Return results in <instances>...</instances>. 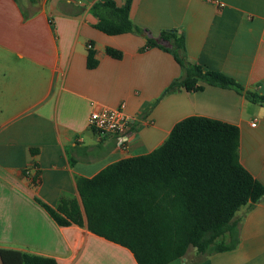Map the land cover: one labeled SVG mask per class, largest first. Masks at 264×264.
I'll return each mask as SVG.
<instances>
[{
  "label": "crops",
  "instance_id": "crops-1",
  "mask_svg": "<svg viewBox=\"0 0 264 264\" xmlns=\"http://www.w3.org/2000/svg\"><path fill=\"white\" fill-rule=\"evenodd\" d=\"M102 1L0 0V249L59 264H137L128 249L91 233L85 217L82 227H60L40 203L56 208L77 201L83 208L78 179L150 154L189 117L237 126L240 162L264 185V104L247 97L264 96V0L131 4L135 25L154 38L177 30L185 36L188 64L234 79L243 94L209 85L165 94L182 67L169 52L145 50L147 33L109 36L96 29L91 9ZM114 1L123 6L127 0ZM89 45L98 61L92 70ZM108 47L122 59L108 56ZM122 104L132 119L126 151L114 135L89 126L95 109ZM28 168L33 178L39 173L37 185ZM234 220L240 232L235 250L199 261L190 249L170 264H264V196Z\"/></svg>",
  "mask_w": 264,
  "mask_h": 264
},
{
  "label": "trees",
  "instance_id": "trees-1",
  "mask_svg": "<svg viewBox=\"0 0 264 264\" xmlns=\"http://www.w3.org/2000/svg\"><path fill=\"white\" fill-rule=\"evenodd\" d=\"M132 0L118 6L114 0L93 5L96 29L109 36L145 34L130 17ZM146 49L171 53L183 69L165 94L183 88L203 91L205 85L243 94L234 79L185 58V36L162 31L158 38L147 33ZM106 54L120 60L123 53L108 47ZM98 66L89 51L87 68ZM254 103L264 96L248 93ZM240 130L237 126L205 117H189L177 123L162 146L150 154L120 160L95 177L80 178L77 201L52 208L40 203L60 227L84 226L114 244L128 249L137 264H170L195 249L199 261L235 250L240 243L234 220L243 207H253L264 196V185L241 164ZM36 172L33 183H39ZM225 236L229 241H222ZM221 240V241H220ZM2 264H59L56 259L0 249Z\"/></svg>",
  "mask_w": 264,
  "mask_h": 264
},
{
  "label": "built area",
  "instance_id": "built-area-1",
  "mask_svg": "<svg viewBox=\"0 0 264 264\" xmlns=\"http://www.w3.org/2000/svg\"><path fill=\"white\" fill-rule=\"evenodd\" d=\"M220 6L224 7L223 4H220ZM88 48L94 50L91 45ZM131 121V117L126 112V105L122 104L118 108L99 107L95 109L90 114L89 126L100 134L114 135L116 137V145L126 151L131 142V136L128 134ZM252 126L255 127L256 123L254 122ZM26 174L33 179V176L30 175V168L27 169Z\"/></svg>",
  "mask_w": 264,
  "mask_h": 264
}]
</instances>
